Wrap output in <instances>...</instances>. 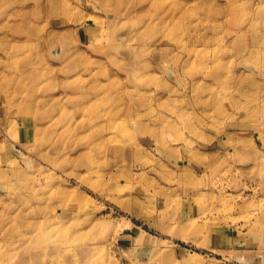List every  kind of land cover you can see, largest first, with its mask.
Masks as SVG:
<instances>
[{
  "label": "rangeland",
  "instance_id": "rangeland-1",
  "mask_svg": "<svg viewBox=\"0 0 264 264\" xmlns=\"http://www.w3.org/2000/svg\"><path fill=\"white\" fill-rule=\"evenodd\" d=\"M29 242L264 264V0H0V264Z\"/></svg>",
  "mask_w": 264,
  "mask_h": 264
},
{
  "label": "bare ground",
  "instance_id": "bare-ground-1",
  "mask_svg": "<svg viewBox=\"0 0 264 264\" xmlns=\"http://www.w3.org/2000/svg\"><path fill=\"white\" fill-rule=\"evenodd\" d=\"M96 19H97V17H95ZM88 20V19H87ZM89 21H90V19H89ZM93 22L95 23H97V21H94L93 20ZM101 25V24H100ZM98 28H99V31H93V33H97L96 34V37L97 38H99L100 36H101V34L99 33L100 32V30H101V27H99L98 26ZM21 44H23V43H21ZM26 45V44H25ZM27 46V45H26ZM108 52V50L106 49L105 50V53H107ZM108 53H110V52H108ZM27 71V70H26ZM26 75H27V77L30 79V80H32L33 81V83H35L36 82V80H37V78H38V75H39V73H37V71L35 72V71H32V70H30L29 72L27 71V73H25ZM23 84V83H22ZM22 86V85H21ZM19 87V86H18ZM22 88V87H21ZM77 97H81V95H77ZM90 98V97H89ZM44 102H47L49 99H45V98H43L42 99ZM95 131H96V129H95ZM111 140V142L110 143H113V139L111 138L110 139ZM116 151V154H118V153H120V152H122L125 148L124 147H121V146H116L115 148H114ZM61 193V192H60ZM66 196V195H65ZM66 198V197H65ZM67 198L68 199H71V197H68L67 196ZM66 198V199H67ZM72 200V199H71ZM66 201H68V200H66ZM74 201V200H73ZM72 213H73V211H72ZM63 214H66V211H63ZM70 217H72V216H70ZM73 217H75V216H73ZM74 219V218H73ZM77 222L78 221H76V220H73V223L72 224H68V223H65V222H62L61 220H59V221H57L56 222V227L55 228H57V230H59V232H63L64 230H65V232H67V235H69L68 233H69V231L71 230V229H73V227H75L76 225H77ZM58 223V224H57ZM68 224V225H67ZM71 226V227H70ZM38 238H37V240L35 241V245L36 244H38L39 242H43V240L44 241H46L47 239H48V235H47V232L45 231V230H42V231H40L39 233H38ZM69 238H70V236H69ZM26 242V239H24V242L22 243V244H24ZM22 244H20V245H22ZM28 249H26L24 246V249L23 250H21L20 249V251H13L12 253H11V255L9 256V259L7 260V262L6 263H8V264H31L32 263V261L33 262H35L36 264H37V254H35V252L32 250V242H29L28 243ZM14 247H16L17 249H19V244H15L14 245ZM9 261V262H8Z\"/></svg>",
  "mask_w": 264,
  "mask_h": 264
},
{
  "label": "crops",
  "instance_id": "crops-1",
  "mask_svg": "<svg viewBox=\"0 0 264 264\" xmlns=\"http://www.w3.org/2000/svg\"><path fill=\"white\" fill-rule=\"evenodd\" d=\"M125 239H126V237H125ZM125 239H124V241H125Z\"/></svg>",
  "mask_w": 264,
  "mask_h": 264
}]
</instances>
